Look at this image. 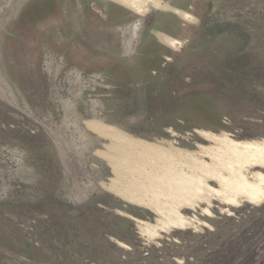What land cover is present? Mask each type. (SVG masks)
I'll list each match as a JSON object with an SVG mask.
<instances>
[{
    "label": "rangeland",
    "instance_id": "374dc122",
    "mask_svg": "<svg viewBox=\"0 0 264 264\" xmlns=\"http://www.w3.org/2000/svg\"><path fill=\"white\" fill-rule=\"evenodd\" d=\"M163 1L0 0V264H264V201L123 193L111 132L212 175L264 143V0Z\"/></svg>",
    "mask_w": 264,
    "mask_h": 264
},
{
    "label": "bare ground",
    "instance_id": "6f19581e",
    "mask_svg": "<svg viewBox=\"0 0 264 264\" xmlns=\"http://www.w3.org/2000/svg\"><path fill=\"white\" fill-rule=\"evenodd\" d=\"M130 3L139 13L144 12L149 4L155 7L167 5L163 0H130ZM170 43L175 45L178 42L170 40ZM109 136L115 141L117 149L129 160L127 163L118 159L124 176L123 193L130 199L143 202L148 200V204L158 211L162 212L166 208L163 198H171L175 203L171 207L175 208L183 204L181 193L202 189L209 194L223 195L226 203L241 200L251 203L264 201V143L226 145L224 150L228 154V161L225 169L212 175L208 173V164L195 157L184 154L172 156L166 151L131 140L118 132H111ZM214 177L223 184L224 192L209 187L207 182ZM179 221L181 224L188 223V219L183 216L179 217Z\"/></svg>",
    "mask_w": 264,
    "mask_h": 264
}]
</instances>
